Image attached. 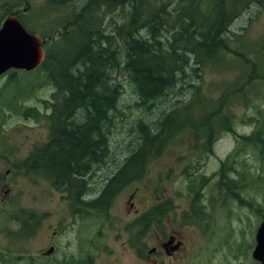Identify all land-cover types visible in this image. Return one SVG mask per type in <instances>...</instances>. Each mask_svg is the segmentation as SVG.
<instances>
[{
  "label": "trees",
  "instance_id": "1",
  "mask_svg": "<svg viewBox=\"0 0 264 264\" xmlns=\"http://www.w3.org/2000/svg\"><path fill=\"white\" fill-rule=\"evenodd\" d=\"M59 4L65 6L64 2ZM252 8H264V0H87L78 13L61 15L57 25L40 35L45 38L47 49L38 70L54 88L46 106L48 138L29 152L19 170L29 178L51 181L56 190L67 193L72 204L82 205V211L106 212L114 195L141 180L147 162L160 156L171 138L183 129L196 130L198 151H210L221 132L232 131L233 105L240 98L246 104V87L249 89L254 80H261L262 72H256L254 66L249 70L246 63L254 64L253 56L263 53L264 47L259 51L254 50L255 46H243L238 33L229 29ZM12 12L33 33L6 0L0 2V25ZM106 12H111L109 19ZM230 61L240 67L237 84L225 82L212 99L211 87H205L202 75ZM114 69L125 77L134 97L130 103L134 106L131 117L124 126L131 139L126 156L106 179L97 198L84 201L92 197L86 177L109 159L113 150V115L124 108V85L110 75ZM17 74L18 71H12L9 75L13 85L17 83ZM24 93L18 91V95ZM170 94L175 95L171 106L158 111L156 103ZM229 95L233 97L228 99ZM5 104L9 108L13 103L9 99ZM29 111L33 112V108L26 113ZM263 122L258 121L251 134L236 138L231 160L244 145L253 146L264 169ZM229 159L230 154L225 161ZM225 161L220 162L217 171L218 189L225 188L237 201L252 208L251 200L239 198L233 191L235 187L242 188L247 178ZM202 180L203 177L198 183ZM190 185L189 194L193 196L184 222L198 224L205 217L204 206L191 181ZM216 200L224 202L223 198ZM173 208L168 199L126 225L129 244L141 257L145 256V238L150 229L160 230ZM262 211L255 209L258 215ZM14 217L20 231L27 235L35 231L30 212L19 209ZM1 257L20 264H41L31 256H13L5 251H0ZM91 262L86 257L81 264Z\"/></svg>",
  "mask_w": 264,
  "mask_h": 264
},
{
  "label": "rangeland",
  "instance_id": "2",
  "mask_svg": "<svg viewBox=\"0 0 264 264\" xmlns=\"http://www.w3.org/2000/svg\"><path fill=\"white\" fill-rule=\"evenodd\" d=\"M6 1L36 36H43L52 25L58 24L61 15L78 13L87 0ZM59 2H64L65 6ZM106 13L109 19L111 12ZM229 29L233 34L238 33L243 46H255L253 49L259 50L264 47V8H252L251 13L235 21ZM252 60L254 64L246 65L249 70L254 66L256 72H262V75L259 73L261 80H254L249 89L246 87V104L240 98L233 105L232 131L221 132L211 150L201 153L196 148L199 145L196 130L183 129L171 138L160 156L147 162L141 180L114 195L106 212L82 211V205L71 204L67 193L56 190L51 181L29 178L19 170L18 166L29 152L48 138L46 106L54 88L40 70L18 71L16 85L9 80L11 72L0 76V251L10 252L13 256H31L41 264H81L86 257L92 260L91 264H258L252 260L251 251L255 229L264 213V169L253 146L244 145L231 160L236 138L251 134L257 122L264 121V52L253 56ZM216 70H208L202 75L205 87H211L212 99L217 97L225 82L236 85L235 79L240 73V67L234 61L219 65ZM116 72L111 70L110 75L124 85L121 97L124 108L123 112L118 110L113 115V150L109 159L86 177L92 197L122 162L131 139L125 134L124 126L131 117L130 110L134 106L130 103L134 97L125 77ZM186 82L191 83L188 79ZM21 90L26 93L18 95ZM174 98L175 95L170 94L157 102V110H167ZM9 99L13 104L8 108L5 102ZM29 108H33V112L26 113ZM229 154V161H225ZM221 161L233 165L236 172L242 171L247 178L242 188L235 187L233 191L239 198L251 200L252 208L237 201L225 188L218 189L217 171ZM190 172L192 175L187 174ZM202 177V182L198 183ZM190 181L204 206L205 217L198 224L184 222L193 196V193L192 196L189 194ZM132 191L137 192L133 199ZM168 198L174 207L172 213L163 220L160 230L150 229L145 238V256L141 257L129 244L126 225L132 221L134 209L142 212L155 201ZM210 198L212 202H209ZM217 198H223L224 202H218ZM257 207L263 209L260 215L255 212ZM19 209L34 216L36 229L29 235L18 228L19 222L14 215ZM15 231L13 235L11 232ZM172 232L177 237L174 242L182 240L183 248L168 255L163 248L157 247V243ZM51 247L53 252L46 253ZM155 247V251L147 253ZM170 248L171 245H167L168 252H172ZM0 262L20 264L14 259L4 261L2 257Z\"/></svg>",
  "mask_w": 264,
  "mask_h": 264
},
{
  "label": "water",
  "instance_id": "3",
  "mask_svg": "<svg viewBox=\"0 0 264 264\" xmlns=\"http://www.w3.org/2000/svg\"><path fill=\"white\" fill-rule=\"evenodd\" d=\"M42 41L28 33L13 15H9L0 27V75L9 69L31 71L37 68L44 53ZM252 258L264 264V215L255 232Z\"/></svg>",
  "mask_w": 264,
  "mask_h": 264
},
{
  "label": "flooded vegetation",
  "instance_id": "4",
  "mask_svg": "<svg viewBox=\"0 0 264 264\" xmlns=\"http://www.w3.org/2000/svg\"><path fill=\"white\" fill-rule=\"evenodd\" d=\"M136 194H137L136 191H133V192L131 193V197H132V199L135 198V195H136ZM131 197H130V199H131ZM132 208H133V206H132ZM134 213L137 214V210H134ZM178 242H179V241H178ZM179 244H180V242H179ZM181 244H182V242H181ZM181 244H180V245H181ZM159 245H160V246H163V245H164V242H159ZM180 245H179V246H180ZM179 246L177 247V245H176V246L174 247V249H178Z\"/></svg>",
  "mask_w": 264,
  "mask_h": 264
}]
</instances>
